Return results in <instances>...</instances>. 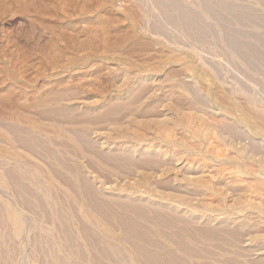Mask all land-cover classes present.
<instances>
[{
	"label": "rangeland",
	"instance_id": "rangeland-1",
	"mask_svg": "<svg viewBox=\"0 0 264 264\" xmlns=\"http://www.w3.org/2000/svg\"><path fill=\"white\" fill-rule=\"evenodd\" d=\"M211 5L0 0V264H264V0Z\"/></svg>",
	"mask_w": 264,
	"mask_h": 264
},
{
	"label": "bare ground",
	"instance_id": "bare-ground-1",
	"mask_svg": "<svg viewBox=\"0 0 264 264\" xmlns=\"http://www.w3.org/2000/svg\"><path fill=\"white\" fill-rule=\"evenodd\" d=\"M203 6H205V8L207 9V11L213 15H215V9L214 7L211 5V0H202ZM217 3V2H216ZM176 7L179 12H180V16L183 19L184 23L186 25L189 26V21L187 20L188 13L181 7V5L177 4L174 6ZM231 14H233L235 16L236 19H240L241 17H243L244 13L243 12H239L237 10L234 9H230ZM234 10V11H233ZM250 20H252V18H249ZM248 19V20H249ZM188 22H187V21ZM194 20V19H193ZM249 20V21H250ZM172 21H174L172 19ZM195 21V20H194ZM177 22V21H176ZM197 22V20H196ZM192 23V22H191ZM198 23V22H197ZM196 23V24H197ZM200 24V23H199ZM203 27V26H202ZM226 41L232 46V48H234L237 52H239L242 56H247V55H253L255 57V60H259L260 62L263 61V54H264V43H260V46H252L249 44L244 43L243 41H241L238 37V35L232 33V32H227L226 34ZM258 61V62H259ZM260 64V63H259ZM201 162V161H200ZM192 163V162H191ZM184 164V163H183ZM207 196V195H206ZM210 196V195H209ZM256 197V196H255ZM206 199V197H205ZM206 201V200H205ZM190 250V249H189ZM151 258V257H150ZM174 260V258H173ZM176 260V259H175ZM174 260V261H175ZM159 261V260H158ZM170 262V261H169ZM173 262V261H172ZM179 263V262H178ZM163 264V263H162ZM172 264V263H171ZM174 264V263H173Z\"/></svg>",
	"mask_w": 264,
	"mask_h": 264
}]
</instances>
